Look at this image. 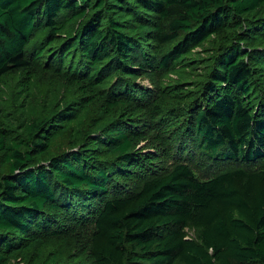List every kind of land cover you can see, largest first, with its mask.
I'll list each match as a JSON object with an SVG mask.
<instances>
[{"label":"trees","instance_id":"16d2710c","mask_svg":"<svg viewBox=\"0 0 264 264\" xmlns=\"http://www.w3.org/2000/svg\"><path fill=\"white\" fill-rule=\"evenodd\" d=\"M201 49L197 81L142 84ZM38 70L73 100L33 120ZM20 72L0 264H264V0H0V89ZM194 153L220 172L198 179Z\"/></svg>","mask_w":264,"mask_h":264},{"label":"rangeland","instance_id":"374dc122","mask_svg":"<svg viewBox=\"0 0 264 264\" xmlns=\"http://www.w3.org/2000/svg\"><path fill=\"white\" fill-rule=\"evenodd\" d=\"M46 34L47 31H38L35 39L33 40L32 46H37L40 42H42L45 39ZM205 49H210V46L207 45ZM208 55L209 54L205 53L203 49L198 50L194 55L186 59L185 65H183L184 67H180L179 72H177L176 74H173L171 76L160 75L154 78L147 76L141 82L143 85L154 86L156 84L177 85L181 83H190L193 81H197L199 75L203 73L202 61L203 59H206ZM20 76L21 72L4 80L3 87L2 89H0V109L3 106V102H6L7 98L12 101L16 99L13 94L17 92V85L20 82ZM71 100H73V91L69 89L66 84L54 83L52 81L50 73L47 70L37 71V76L35 77L33 83V90L28 100L29 112L33 120L39 117L42 109L47 108L49 113H53L58 107L64 106L65 103H68ZM96 114L97 112H91V114L88 115L87 121H84V125L86 122L88 129L93 122V119H95L94 116ZM140 147H142V150L145 153H156L155 150H157V146H150V144L146 143H143ZM162 148H165V144L162 145ZM194 154L195 155H192L191 158L185 157L183 160H186L187 163H189L190 167L195 173V176L198 179L208 180L209 178L220 172L219 170L221 169L218 166L210 165L208 162L202 160V158H199L196 153ZM175 156V149H173L169 153H166L164 158L161 160L162 167H165L167 169L173 166L177 162L175 159H178ZM235 167L245 168L244 165L234 164L231 166L227 165L226 167H223V169L225 171L227 170V168L233 169ZM189 235L193 236V233L189 232ZM33 255L30 254L29 258H31ZM72 257L73 260L77 261V263L85 260V258H81L80 260H78L77 254H74L73 250L69 247V249L66 251L65 259L70 260ZM15 264H23V262L21 260H18L15 262Z\"/></svg>","mask_w":264,"mask_h":264}]
</instances>
